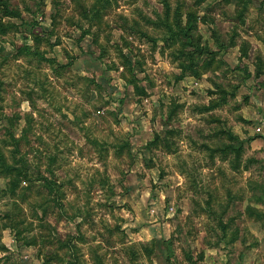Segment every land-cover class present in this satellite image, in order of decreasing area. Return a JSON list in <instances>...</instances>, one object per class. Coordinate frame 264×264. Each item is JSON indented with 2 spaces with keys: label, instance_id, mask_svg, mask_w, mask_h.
<instances>
[{
  "label": "rangeland",
  "instance_id": "obj_1",
  "mask_svg": "<svg viewBox=\"0 0 264 264\" xmlns=\"http://www.w3.org/2000/svg\"><path fill=\"white\" fill-rule=\"evenodd\" d=\"M0 153V264H264V0H0Z\"/></svg>",
  "mask_w": 264,
  "mask_h": 264
},
{
  "label": "trees",
  "instance_id": "obj_2",
  "mask_svg": "<svg viewBox=\"0 0 264 264\" xmlns=\"http://www.w3.org/2000/svg\"><path fill=\"white\" fill-rule=\"evenodd\" d=\"M164 10H165L164 15L158 16L157 19H158V23L161 22L163 25H165L167 27L168 36L165 39H169V37L171 39H173V38L177 37L179 34H183V33L189 38L190 37L189 32L192 28L191 23L193 21V15L192 14H186V24L183 26L181 14L179 13V7L175 9V15L176 16L174 15L175 18L172 21H170V17H171L170 5L165 4ZM182 26H183V29H181ZM177 30H179L178 33H177ZM212 106H213V104H210L207 106L206 109H208ZM228 137L232 140L239 141L238 137L233 136L231 134H228ZM15 145L18 148V144L15 143ZM232 149H233V147H232ZM17 163H18V165H17ZM0 170L9 176L12 175V178H10L11 191H15L16 189H18L19 185L22 182H30V179L28 178L27 173H26L27 172V162L23 157H19L18 160L13 161V164H9L6 161V159L4 158L3 153L2 154L0 153ZM47 189L51 193L52 190L50 188H47ZM2 219L6 221L5 226L11 227V228L13 227V224L11 222L12 217H11L10 212L3 214Z\"/></svg>",
  "mask_w": 264,
  "mask_h": 264
},
{
  "label": "crops",
  "instance_id": "obj_3",
  "mask_svg": "<svg viewBox=\"0 0 264 264\" xmlns=\"http://www.w3.org/2000/svg\"><path fill=\"white\" fill-rule=\"evenodd\" d=\"M258 46H262V44H260V45L258 44Z\"/></svg>",
  "mask_w": 264,
  "mask_h": 264
}]
</instances>
